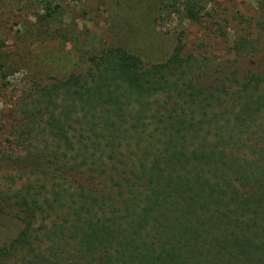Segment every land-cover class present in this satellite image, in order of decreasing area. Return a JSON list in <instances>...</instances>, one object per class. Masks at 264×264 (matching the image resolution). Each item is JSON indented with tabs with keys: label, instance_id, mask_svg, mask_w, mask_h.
<instances>
[{
	"label": "trees",
	"instance_id": "16d2710c",
	"mask_svg": "<svg viewBox=\"0 0 264 264\" xmlns=\"http://www.w3.org/2000/svg\"><path fill=\"white\" fill-rule=\"evenodd\" d=\"M248 36L233 72L190 61L177 37L159 63L108 46L19 92L8 143L45 179L26 218L51 219L0 246V264H264L263 47Z\"/></svg>",
	"mask_w": 264,
	"mask_h": 264
},
{
	"label": "rangeland",
	"instance_id": "374dc122",
	"mask_svg": "<svg viewBox=\"0 0 264 264\" xmlns=\"http://www.w3.org/2000/svg\"><path fill=\"white\" fill-rule=\"evenodd\" d=\"M187 1L0 0V246L8 245L25 227L29 229L23 234L41 233L51 219L46 211L26 218L33 191L37 203L43 204L45 194L37 187L45 185V179L39 170L27 175L25 152L22 147L12 150L8 143V112L31 82L63 77L108 46L138 51L144 63H159L177 37L190 61L210 68L218 62L228 64L227 73L236 67L230 64L235 59L232 45L249 33L250 38L258 36L263 47L261 57L253 54L251 59L264 64V0H190L197 22L184 14ZM154 6L159 13L156 21ZM223 73L217 71L213 77L235 89V80ZM37 149L41 151V146ZM17 263L16 257L6 262Z\"/></svg>",
	"mask_w": 264,
	"mask_h": 264
}]
</instances>
